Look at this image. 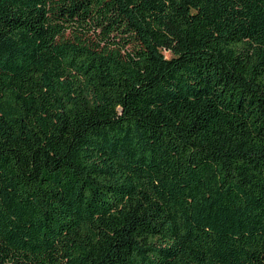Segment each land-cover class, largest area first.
<instances>
[{
    "label": "trees",
    "instance_id": "obj_1",
    "mask_svg": "<svg viewBox=\"0 0 264 264\" xmlns=\"http://www.w3.org/2000/svg\"><path fill=\"white\" fill-rule=\"evenodd\" d=\"M0 264H264V0H0Z\"/></svg>",
    "mask_w": 264,
    "mask_h": 264
}]
</instances>
